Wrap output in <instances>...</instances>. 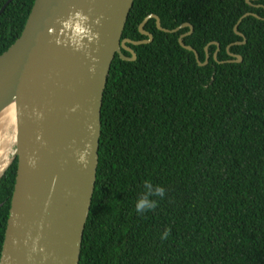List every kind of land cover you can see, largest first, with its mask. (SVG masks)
<instances>
[{"label":"trees","instance_id":"16d2710c","mask_svg":"<svg viewBox=\"0 0 264 264\" xmlns=\"http://www.w3.org/2000/svg\"><path fill=\"white\" fill-rule=\"evenodd\" d=\"M6 1L0 54L33 3ZM244 13L259 18L243 17L244 42L229 46L242 40L233 26ZM151 14L168 30L189 23L182 42L207 62L178 45L187 27L164 33L153 18L142 27L149 42L126 44L133 60L113 56L77 264H264V0H133L121 38L145 40L138 25ZM227 51L240 62H223ZM15 168L0 175V249ZM145 180L165 195L140 214Z\"/></svg>","mask_w":264,"mask_h":264},{"label":"water","instance_id":"95a60500","mask_svg":"<svg viewBox=\"0 0 264 264\" xmlns=\"http://www.w3.org/2000/svg\"><path fill=\"white\" fill-rule=\"evenodd\" d=\"M132 1L33 0L19 36L0 54V111L11 106L14 135L13 152L0 175L13 159L16 161L0 264L78 263L94 186L99 110L109 65L115 54L122 60L134 59L133 51L126 44L140 45L151 40V34L142 29L147 19L153 18L156 29L164 33L187 27V32L178 35V45L192 52L199 66L206 64V55L203 63L198 62L195 50L182 42L192 31L189 23L168 30L151 14L138 25L145 40L121 38ZM77 9L83 10L90 22L100 18L98 25L92 24L93 31L99 33V41L90 45L89 56L71 47L56 45L54 36L48 33L49 28H59L55 23L58 17H66L69 11ZM247 15L259 18L253 13H244L233 26V32L242 40L229 46L244 42L236 28ZM212 44L217 50L218 44ZM121 50L127 51L130 57H125ZM226 53L232 60L223 62H240L239 55ZM93 66L94 73L89 71ZM73 108L76 110L71 111ZM33 109L42 113L43 118L37 119ZM89 124L94 134H90ZM37 134L40 140L36 139ZM86 143H91L92 149L89 166L84 169L76 162L75 152L83 150ZM29 157H35V167L29 165ZM37 236L40 237L38 248L44 251L32 253L29 261L26 257L32 239ZM5 257L10 259L6 261Z\"/></svg>","mask_w":264,"mask_h":264},{"label":"clouds","instance_id":"9594fccd","mask_svg":"<svg viewBox=\"0 0 264 264\" xmlns=\"http://www.w3.org/2000/svg\"><path fill=\"white\" fill-rule=\"evenodd\" d=\"M55 23L59 25L58 29L49 28V35L54 36V43L58 46L71 47L73 51H82L85 56H89L90 53L88 51L89 47L93 43H98L99 41V33L93 31L92 24H99L100 18L93 20L90 22V17L83 12V10H72L69 11L66 17H58L55 20ZM94 61L95 57H91ZM90 72H95V67H90ZM73 108L71 111H75ZM33 112L37 119H42L43 114L37 112L33 109ZM88 129L90 134L92 133V125H88ZM37 140L41 139V136L37 134ZM92 145L91 143H86L83 150H77L75 152L76 162L82 166V168L87 169L89 166L88 157L91 155ZM28 163L31 167H35L36 159L35 157H29ZM144 193L139 197V199L135 203V209L137 213H144L145 211L154 210L158 206V202L153 197L163 198L165 195V189L163 186L156 185L154 186L150 180L144 181ZM171 233L170 228H166L165 231L161 234V240H166L169 238ZM29 238H31L29 236ZM40 237L32 239V244L30 248V253L26 257L29 261L32 260V253H36L37 251L43 252L44 249L42 247L38 248V241ZM13 245L16 244L15 239L12 241ZM24 243L27 245L28 240L26 239ZM47 257H43L46 259ZM6 261L10 259V257L4 258Z\"/></svg>","mask_w":264,"mask_h":264},{"label":"bare ground","instance_id":"6f19581e","mask_svg":"<svg viewBox=\"0 0 264 264\" xmlns=\"http://www.w3.org/2000/svg\"><path fill=\"white\" fill-rule=\"evenodd\" d=\"M6 131L10 132V141L14 140L13 135V116L11 106H7L0 111V170L5 167L8 162V144L4 137ZM6 136V135H5Z\"/></svg>","mask_w":264,"mask_h":264},{"label":"rangeland","instance_id":"374dc122","mask_svg":"<svg viewBox=\"0 0 264 264\" xmlns=\"http://www.w3.org/2000/svg\"><path fill=\"white\" fill-rule=\"evenodd\" d=\"M4 134L6 136L4 135L5 139H3V140L7 141V144H8L7 154H8V158H10V156H11V154L13 152L14 146L12 144V141H10V138H9L10 137V132L6 131Z\"/></svg>","mask_w":264,"mask_h":264}]
</instances>
